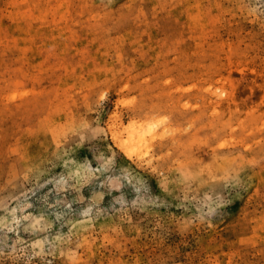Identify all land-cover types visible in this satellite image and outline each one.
<instances>
[{
    "label": "rangeland",
    "instance_id": "rangeland-1",
    "mask_svg": "<svg viewBox=\"0 0 264 264\" xmlns=\"http://www.w3.org/2000/svg\"><path fill=\"white\" fill-rule=\"evenodd\" d=\"M0 264H264V0H0Z\"/></svg>",
    "mask_w": 264,
    "mask_h": 264
}]
</instances>
